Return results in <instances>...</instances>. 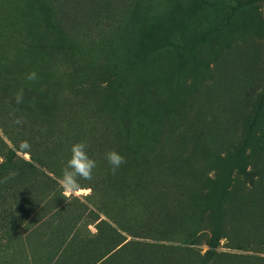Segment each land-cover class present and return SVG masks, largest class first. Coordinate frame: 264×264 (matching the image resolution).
<instances>
[{
  "label": "rangeland",
  "instance_id": "1",
  "mask_svg": "<svg viewBox=\"0 0 264 264\" xmlns=\"http://www.w3.org/2000/svg\"><path fill=\"white\" fill-rule=\"evenodd\" d=\"M10 173L0 264H264V0H0Z\"/></svg>",
  "mask_w": 264,
  "mask_h": 264
},
{
  "label": "clouds",
  "instance_id": "2",
  "mask_svg": "<svg viewBox=\"0 0 264 264\" xmlns=\"http://www.w3.org/2000/svg\"><path fill=\"white\" fill-rule=\"evenodd\" d=\"M27 79L34 81L37 79L35 71L28 73ZM23 98V90H20L15 95V100L20 103ZM16 124L22 123V119L16 117ZM30 147V146H29ZM87 145L84 142L73 143L70 147V156L66 161L65 166L61 169V175L57 178V183L61 188V195L69 201L73 196L77 195L81 190L80 180H91L93 170L96 168V161L89 157L86 151ZM106 159L111 166L113 174L126 161L124 157L115 150H110L106 154ZM14 173L5 176L0 182L6 183Z\"/></svg>",
  "mask_w": 264,
  "mask_h": 264
},
{
  "label": "trees",
  "instance_id": "3",
  "mask_svg": "<svg viewBox=\"0 0 264 264\" xmlns=\"http://www.w3.org/2000/svg\"><path fill=\"white\" fill-rule=\"evenodd\" d=\"M33 166V164L31 165V167ZM30 167V166H29Z\"/></svg>",
  "mask_w": 264,
  "mask_h": 264
}]
</instances>
